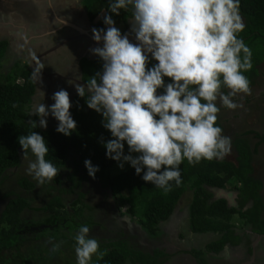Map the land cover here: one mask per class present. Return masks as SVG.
<instances>
[{"label": "clouds", "instance_id": "clouds-1", "mask_svg": "<svg viewBox=\"0 0 264 264\" xmlns=\"http://www.w3.org/2000/svg\"><path fill=\"white\" fill-rule=\"evenodd\" d=\"M129 7V32L122 34L108 14L103 16L106 29L92 28L98 46L89 51L101 59L102 70L90 76L86 86L76 83L75 88L80 97L87 93L88 108L102 115L101 124L111 133L107 140L100 138L106 157L121 169L130 164L137 175L143 172L145 182L167 194L172 182L182 183L180 165L185 159L194 166L230 154L231 137L216 124L221 111L216 102L235 110L241 105L233 97L252 95L244 73L253 67V53L239 37L246 27L240 0H110L108 9L119 15ZM151 59L157 63L149 67ZM225 87L227 94L222 91ZM158 89L163 93L158 94ZM51 99L50 106H34L30 116H38L39 121L30 120L32 128L47 129L51 114L59 122L55 130L70 136L77 121L70 112L69 92L61 88ZM17 139L23 159L28 160L26 173L39 185L51 182L61 169L46 159L45 137L32 131ZM84 165L94 178L99 165L91 159H85ZM90 231L81 225L73 236L76 264H97L108 253L106 248L100 250ZM62 243L53 244L51 251H59Z\"/></svg>", "mask_w": 264, "mask_h": 264}, {"label": "trees", "instance_id": "trees-1", "mask_svg": "<svg viewBox=\"0 0 264 264\" xmlns=\"http://www.w3.org/2000/svg\"><path fill=\"white\" fill-rule=\"evenodd\" d=\"M80 2L95 28L106 29L107 26L103 23L105 14L112 15L116 25H127L128 20L132 18L131 7L121 10L119 15L111 13L108 9L110 0H80ZM240 14L246 27L239 33V37L253 53V67L244 73L252 84L257 75L258 65L264 59V0H240ZM4 45V40H0V56ZM155 63L157 61L151 59L149 67ZM79 65L82 69V79L86 83L90 76L102 70L100 59L91 61L83 58ZM165 80L170 82L167 77ZM226 90H228L226 87L222 89L225 92ZM163 91L158 89V94H162ZM33 93L34 81L28 66L21 67L20 70L13 67L4 73L3 80H0V185L6 178L5 172L19 165L20 153L23 154V150L18 142V136L36 131L45 137V142L48 144L49 152L46 159L61 169L52 180L53 184L47 185L50 186L49 188H54V185L60 187L57 189L58 194L52 195L42 206L45 212H42L38 218L24 217V211L32 207L29 200L19 193H14L13 197L6 200L0 211V264H76L73 236L79 226L87 225L94 231L93 226L97 224L91 212H82L83 208L87 210L89 205L83 201L84 192L79 191L80 181L88 177L93 178L85 168V159H91L94 165H99V171L94 177L98 181L99 188L104 193L107 192L111 201L118 200L126 205L125 212L121 214L134 219L149 238L160 234L159 223L169 218L186 189L191 193L187 214L188 230L193 234L211 232L217 235L215 239L205 244V252L217 253L226 242L235 243L238 240L232 229L233 215L236 214L254 225L260 224L257 210L258 197L255 196L258 181L250 175L252 152L244 141L240 142L241 138H236L232 143L236 147L235 162L226 158L202 160L193 166L185 159L180 165L182 183L175 186L172 182V191L165 194L163 189L155 187L152 182H145L142 179L143 172L137 175L130 165L110 175L108 165L113 160L106 157V149L100 143V138L103 136L107 140L111 138V133L102 126V115L88 108L87 96L77 95L72 100L73 106L70 112L77 121V130L70 136H65L58 133L55 127L32 128L30 120L37 121L38 118L35 115L30 116L28 112ZM216 124L223 129L219 119ZM127 150L128 146L125 145L126 154ZM33 158L35 159L34 156ZM70 165H72L71 171L68 172ZM62 172H66L65 179L69 182L67 189L61 186ZM229 180L239 183L237 187L239 208L228 207L223 199L212 200V194L208 191V187L221 188L226 183H231ZM17 183L23 189H30L33 186V183L26 178L20 179ZM74 191L76 197L69 202L71 212H68L61 194L74 193ZM11 194L13 195V192L7 191L0 196V199ZM247 199H253L254 206L243 210L241 206ZM87 213H90V218ZM60 241L63 243L59 251L52 252L53 244ZM98 241L100 250L106 248L108 253L97 264H163L169 258L167 253L157 247H152L149 251L144 249L142 252H137L130 248L128 250L122 243L109 244V238L101 237ZM205 252L201 249L194 250V255L203 262ZM93 261H96L95 256Z\"/></svg>", "mask_w": 264, "mask_h": 264}, {"label": "flooded vegetation", "instance_id": "flooded-vegetation-1", "mask_svg": "<svg viewBox=\"0 0 264 264\" xmlns=\"http://www.w3.org/2000/svg\"><path fill=\"white\" fill-rule=\"evenodd\" d=\"M13 1L15 2L14 13L17 12L16 10L18 9V6L24 8L25 6H28L27 12H32L34 17H36L34 20H26L19 28H16L20 30V35H17L20 37L19 40L28 44L25 51H32V54L27 61V65L31 69V75L34 81V93L31 102L37 98L36 90L40 85L41 80L46 87L44 97H47L49 88H63L69 92L70 100L72 101L78 95L75 84L79 83L85 86L87 84L82 79V69L79 65L80 60L83 58L91 61L100 59L89 51L90 48L98 46L97 43L91 41L86 36L88 33L92 35L91 30L94 28L93 23L87 18L82 5L80 4V7L72 6L70 0H41L40 2L37 0ZM6 19L5 16L1 22L5 23L7 21ZM131 19L128 20L124 32L130 31ZM7 26L9 25H6V27ZM83 31H86V33ZM129 39L134 43L136 42L134 34H131ZM100 43L99 46L101 45L102 47L103 42L101 41ZM34 51L37 53H34ZM40 97L41 95L38 96V99H40ZM36 104H38V102H36ZM55 123L58 125V121ZM71 167L72 165H70V170L68 172L71 171ZM65 177L66 172H62L61 185L63 186L64 182V187L67 189L69 182ZM32 183L33 186H35L33 181ZM46 184L51 185L53 183L51 181L43 185ZM54 186V188L59 187V185ZM80 186L79 191L84 192L83 201L86 203H88L87 201H92L91 196H86L88 189H92L95 195L100 194V196L110 198L107 192L104 193L103 190L99 188L98 181L94 178L88 177L86 180L80 181ZM86 186H88V188H85ZM75 192L76 191H74V193L66 194H74L73 198H75ZM62 195H64V193ZM70 200H67V203H65L66 201H63L66 204L65 209L68 212H71L68 206V201ZM88 205V209L86 210L84 207L82 212H91L94 220L99 219L101 222L110 220L111 224L118 220L123 222L121 219L122 216L117 214V211L112 208L109 203L104 204L103 202V204H99L100 208L99 210H96L99 214L93 210L94 208L90 209V202ZM173 217V214L169 216L166 220L167 225H172L169 221H171ZM102 228L99 224L93 226V229L96 231L101 230ZM137 229L140 231L139 237L142 236V238L140 237L141 239H144L145 242L151 244V248H160L168 254V261L170 264H264V233H257L254 229L247 232H238V234L234 232L238 237V240L233 244L226 242L217 253L205 252L204 246L211 239L203 243L202 238H204V235L199 236L191 233L193 236L189 235V238L187 239L182 236L180 237L181 240L177 241L175 240L177 237L173 236L171 231L166 228L165 235H167V237H172H170L169 240L164 241V237H160L161 234L157 237L149 238L138 225ZM205 237L206 239H209L210 235ZM173 247H176L174 251H168V248L172 249ZM198 249L205 252V260L203 262L199 261L198 257L194 255V250Z\"/></svg>", "mask_w": 264, "mask_h": 264}, {"label": "rangeland", "instance_id": "rangeland-1", "mask_svg": "<svg viewBox=\"0 0 264 264\" xmlns=\"http://www.w3.org/2000/svg\"><path fill=\"white\" fill-rule=\"evenodd\" d=\"M21 1H23V0H21ZM37 1L40 2L41 0H37ZM70 3L72 6H75V7L81 6L80 0H70ZM14 6H15V2L13 0H0V17L2 15V17L0 19V40H4V42H5L4 50L2 52V55L0 56V80H3L4 73L10 71L11 68H13V67L16 70H20L21 67L28 66L27 61H28L30 55L32 54V51H30V50L25 51L28 44L24 41L19 40L20 37H18L17 35L18 34L20 35V30L16 29V28H19L20 25H22L23 22H25L26 20H29V19L34 20L36 17H34L32 12H30V11L27 12L28 6H25L26 9L24 7L18 6L16 13L13 12V11H15ZM5 16L7 18L6 19L7 21L5 23H2L1 21H3V18ZM37 17H38V15H37ZM6 25H9V26L6 27ZM116 26L121 29V32H124L125 27L127 25L123 26L122 24H117ZM6 40L8 43L6 42ZM28 51H29V53H28ZM0 52H1V50H0ZM34 53H37V52L34 51ZM39 81H40V79H39ZM60 89L59 88H49L48 89L49 92H48L47 97H44V99H43L42 91L44 92L46 90V87H45L44 82L41 80L40 85L38 86V88L36 90L37 91V98L34 99V101L29 104L28 112L31 113L33 111L34 106L37 105L36 102H38V104L39 103H45L49 106L51 104H53L54 101L51 99V97H52L54 92H56ZM226 91H229V89ZM39 95H41L40 99H38ZM243 95L244 94H237V96H235L234 98H235V100H240ZM235 102H238V101H235ZM216 103H217V106L221 108V111H220V113H218V116L221 117L222 119L228 117L232 113V109H227V108L222 109V106H221L219 100ZM238 103H241V102L239 101ZM253 105L254 104H249L248 110L250 111V115L253 114L252 112L258 113V116L256 117V119L255 118L254 119L259 121V119L264 117V113L261 112L262 111L261 107L258 108V107L253 106ZM46 119L48 122L47 128L57 127V124L55 123L57 120L54 117H52L51 114ZM222 119H220V120H222ZM38 121H39V117L37 119V123H38ZM221 122H223V121H221ZM223 123H225V122H223ZM42 129H44V128H42ZM228 132H229V130L227 128V124H223V134L227 136ZM252 132H254V131H252ZM244 133L245 132H243V134ZM238 135L236 138H239ZM242 141H244L245 144L247 146H249L248 139L246 140V138H242L240 140V142H242ZM125 145H127V144L125 143ZM232 147H234L233 144H232ZM234 148H236V147H234ZM231 151H232V149H231ZM232 155H233V152H230V154L227 155L226 158L228 160H233ZM29 159L34 160V158L30 152H29ZM129 165L130 164L125 163L124 168L121 169L118 167V162L113 160L108 165V172L110 173V175H114V174L126 169L127 167H129ZM27 166H28V160L23 159V154L20 153L19 165L16 168L8 169L5 172L6 178L4 179L3 183L0 185V196H2L7 191H9L11 193L13 192V195L11 194L10 196H7L6 198L0 199V211L3 208V205L8 198L13 197L14 193H19L20 196L25 197L30 202V206L32 207V209L25 210L24 211V217L31 219V218H38V216L42 215V212H45L44 210H42V206L45 204V202L52 195L58 194L57 188H59L60 185H59V187H56L53 189L49 188L50 186H48L47 184L46 185H39L37 183V181L32 178V176H30L26 173L25 169L27 168ZM22 178H26L30 182L33 181L35 186H32V188H30V189H23L17 183V181H19ZM63 186H65L64 182H63ZM259 187H260V185L258 184V186L256 188H259ZM85 188H88V186H86ZM93 190H94V188H93ZM185 191H187V189ZM188 194H189V192L184 194V196H182V198L179 199L178 205L180 204L181 208H183V209H181V208H179L180 210L177 209L175 215H174V213H172L174 215V217H173V219H171V221H169V222H171L172 225H167V222H165V223L163 222V223H160L158 225V228H159V231L161 234L160 237H164V241L169 240V238L172 237V236L167 237V235H165L166 234L165 233L166 228H167V230L171 231L173 236L177 237V238H175V240H177V241L181 240L180 237H182V236L185 237L186 239L189 238V235L191 233L188 231V228H187L188 227V223H187L188 220L186 221L187 212H185V208H184V205H186L187 201H188L187 200L188 197L186 196ZM61 196H62L63 200L66 201L65 203H67V200H70L71 198H73L74 194H70V195H67V194L62 195L61 194ZM86 196L92 197V201H87V202L88 203L90 202V205H91L90 209L94 208L93 209L94 211H96L97 209L99 210V208H100L99 204L101 205L104 202V204L105 203L106 204L109 203V205L111 204L112 208H114L117 211L116 212L117 214H121V213L125 212L126 205H123L118 200L111 201L109 197L100 196V194L95 195L94 192L92 191V189L87 190ZM255 196H257V195H255ZM87 198H90V197H87ZM70 201H68V202H70ZM68 206H70V204H68ZM96 213L99 214V212H97V211H96ZM87 216L90 218V213H87ZM121 216H122L121 219L123 220V222L118 220V221H115L113 224H111L110 220L105 221V222H103V221L101 222V220L96 219V221H97L96 223L99 224L100 227H103V228L101 230H98V231L91 230L90 236H93L95 238H97V237L109 238V244L116 243V242L122 243V245H126L125 248H128V250L130 248V250H132V251H137V252L141 251L142 252V251H144V249H147L148 251L151 250L152 245L149 244L148 242H145L144 239H141L142 236H140L141 238L139 237L140 231L137 229V224H136L135 220L134 219H128L127 216L123 217L124 214H121ZM233 218L235 221L238 220L236 214H235V216L233 215ZM233 218H232V221H233ZM127 219L129 220V223H128ZM210 237H213V236L210 235ZM214 237H216V235ZM185 238H184V240H185ZM190 238H191V236H190ZM126 239H127V241H126ZM209 239H211V238H209ZM175 249H176V247H173L172 249L168 248V251L172 252ZM204 260H205V258H204ZM163 264H170V263H169V261H166Z\"/></svg>", "mask_w": 264, "mask_h": 264}, {"label": "crops", "instance_id": "crops-1", "mask_svg": "<svg viewBox=\"0 0 264 264\" xmlns=\"http://www.w3.org/2000/svg\"><path fill=\"white\" fill-rule=\"evenodd\" d=\"M252 88V95H243L240 100H235V101H240L239 103L241 107L236 108L235 110H232V113L222 119L221 117L218 116L219 121L222 124H227V128L229 130L227 136L231 137V144L233 141L236 139L237 135L239 138H246L248 139L249 142V150L252 152V160H251V172L250 175L258 181V184L260 185L259 188H257V197H258V213H259V225H254L252 222L246 221L244 218H240L237 215V221L234 220L233 218V227L232 229L236 234L238 232H247V231H252L253 229L256 230L257 233H264V117L261 119L255 120L256 117L258 116V113L252 112L253 114L250 115V111L248 110V105L249 104H254L253 106L256 107H261V112L264 113V60L260 62L257 68V75L254 78L253 83L250 85ZM228 91L225 92L227 94ZM237 102V103H238ZM225 107H222L224 109ZM255 115V116H254ZM255 118V119H254ZM222 119V120H220ZM237 120V121H236ZM242 120V121H241ZM254 131V132H252ZM243 132H245L243 134ZM256 132V133H255ZM233 152V160L235 162V157H236V151L234 147L231 148ZM226 158V157H225ZM227 159V158H226ZM228 160V159H227ZM230 181V180H229ZM228 182V181H227ZM231 183H226L225 186L221 188H215V187H208V191L212 194L211 199H223L226 202V205L228 207H235L239 208L238 202H239V197H238V191L237 187L239 186V183H234L230 181ZM233 185L236 187L234 188ZM186 193L189 192L188 195H186L187 198V204L184 205L185 212L188 214V203L190 199V191L187 190L185 191ZM184 192V194H186ZM182 194V196H184ZM182 196L180 198H182ZM254 200L253 199H247L243 204H242V209H250L253 208L254 206ZM181 208L180 204H176L174 210L172 213H176L177 209L180 210ZM183 209V208H181ZM121 215V214H119ZM235 216V215H234ZM123 217H126L124 215ZM128 219H130L128 217ZM187 221V219H186ZM164 223L166 222L163 221ZM161 222V223H163ZM241 222V223H240ZM160 224V223H159ZM188 228V227H187ZM189 231V230H188ZM190 232V231H189ZM191 233V232H190ZM234 233V234H235ZM193 234V233H192ZM191 235V234H190ZM194 235H199L202 236L204 235V238H202V242H206L208 239H206L205 236L207 235H212L213 237H210L211 239H215V234L213 233H202V234H194ZM192 236V235H191ZM217 236V235H216ZM210 240V239H209ZM233 244V243H232Z\"/></svg>", "mask_w": 264, "mask_h": 264}, {"label": "water", "instance_id": "water-1", "mask_svg": "<svg viewBox=\"0 0 264 264\" xmlns=\"http://www.w3.org/2000/svg\"><path fill=\"white\" fill-rule=\"evenodd\" d=\"M84 33H86V31H83ZM83 33V34H84ZM86 36L88 37V39H90L91 41H94L93 39H92V35L91 34H86ZM94 42H96V41H94ZM97 43V42H96ZM99 44H101V43H99ZM101 46V45H100ZM102 46H103V44H102Z\"/></svg>", "mask_w": 264, "mask_h": 264}]
</instances>
